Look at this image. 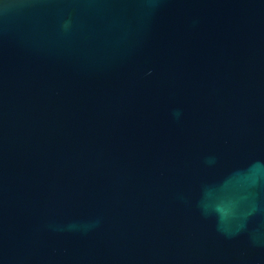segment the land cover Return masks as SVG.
<instances>
[{"label": "water", "instance_id": "1", "mask_svg": "<svg viewBox=\"0 0 264 264\" xmlns=\"http://www.w3.org/2000/svg\"><path fill=\"white\" fill-rule=\"evenodd\" d=\"M0 264H264V0H0Z\"/></svg>", "mask_w": 264, "mask_h": 264}]
</instances>
